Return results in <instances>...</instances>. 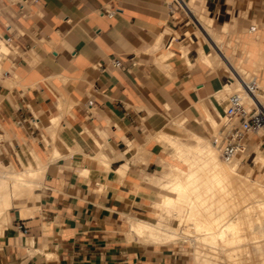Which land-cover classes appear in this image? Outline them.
<instances>
[{"label": "crops", "instance_id": "0c3cea01", "mask_svg": "<svg viewBox=\"0 0 264 264\" xmlns=\"http://www.w3.org/2000/svg\"><path fill=\"white\" fill-rule=\"evenodd\" d=\"M253 1L0 0V161L45 166L33 211L0 221V264H179L183 244L130 238L128 217L152 221L171 136L194 144L222 112L229 76L202 61L197 19L244 26ZM229 38L236 60L264 62V22Z\"/></svg>", "mask_w": 264, "mask_h": 264}, {"label": "bare ground", "instance_id": "6f19581e", "mask_svg": "<svg viewBox=\"0 0 264 264\" xmlns=\"http://www.w3.org/2000/svg\"><path fill=\"white\" fill-rule=\"evenodd\" d=\"M191 12L194 14L195 10ZM197 23L215 51V56L202 51V61L214 66L216 57L220 58L236 80V92L246 95L250 107L257 105L264 109V94L246 93L240 80V77L247 80L241 66L231 61L201 18ZM51 120L56 125L58 117ZM196 139L195 144L173 136L170 140L184 166L171 164V181L160 190L167 193L163 205H169L178 216L177 226L129 216V236L133 233L145 242L154 240L163 244L184 240L193 248L191 264H264V179L249 178L235 168V162H223L217 149L204 138ZM33 158L36 166L22 162L21 169L0 161V221L8 218L14 207L20 208L23 217L33 211L27 202L35 196L33 190L45 171L40 158L36 154ZM258 159L264 162V153ZM177 205H182L180 213L175 212Z\"/></svg>", "mask_w": 264, "mask_h": 264}, {"label": "rangeland", "instance_id": "374dc122", "mask_svg": "<svg viewBox=\"0 0 264 264\" xmlns=\"http://www.w3.org/2000/svg\"><path fill=\"white\" fill-rule=\"evenodd\" d=\"M197 1H199V0H197ZM174 3H175V5H178V6L180 5L177 0H174ZM258 4H259L258 0H254L252 5L245 7L243 14L246 17V19H247V17H250L248 19L250 23H248L244 26H242V25L241 26L231 25L229 28L226 26L221 27V26L213 23V21H208L206 19L204 20V24L206 27L208 26L207 28L217 38V41H220L219 43L221 45L224 43L225 46H223L222 49L230 56L231 61L235 65L241 66V68L243 69V75L245 76V78L247 80L250 79L255 74L258 75V78L260 80V85H259L260 90H257V91L259 93L264 94V91H263L264 90V62H263V57L261 56L259 58V61H257L256 63L254 62L253 66L248 67L245 65L244 61L241 62L239 59L236 60L234 57V52L237 49L238 44L236 46L231 47L232 43L230 42V38L227 41L224 39L225 34H231L232 32H236L238 30H247V29H249L250 26L255 27V26H258L259 23L264 22V16H260V14L258 12ZM255 7H256V9H255ZM254 11L256 12L255 18L249 16L251 14V12H254ZM196 16L200 17V15H198V14ZM185 19L190 21V17L187 14V12L185 13ZM230 47L232 48L231 54H230ZM216 59H217L216 61L219 63V65L223 68L225 75H228L229 78H228V84L226 86H224L221 91H219L215 94L216 98H219V99H221V102H224V106H223V108L221 107L222 112L216 113V115L214 117L216 120L215 123H213L211 120L208 119V121L210 123L211 132L204 139L207 142V144L212 145L213 147H215V149H217L219 157L222 159L218 148L212 142V135L216 134L219 127L226 121V118L225 117L223 118L224 109L228 105L229 97L231 96V94L237 93V92L235 90L236 80L234 79L233 75L230 73L229 69L223 65L224 62H222V60L220 58L216 57ZM225 67H226V69H225ZM239 94H241V96L243 95L242 96L243 100L245 102L249 103L248 98L246 97V95H244L243 92L239 93ZM248 136L252 139L251 146H247L246 149H244V151L239 152L231 162H226L223 159L222 160L225 163L235 162L236 163L235 168L239 172H241L243 174H247L249 176V178H251V179L262 181L264 179V170H263L264 169V162H260V160L258 158L260 157L261 154L264 153V130L261 129L259 131V133H249ZM168 144L171 146V151H172L171 152V163H165V165L168 167V170L162 171L163 174L159 175V185H157L156 183H153V181L155 179L154 180L152 179L149 181L150 187L152 188L151 195H150L151 203H152V198L155 199V201L153 202V205L155 207V213L151 214L150 219H152V222L161 221L162 223H164L166 225L176 227L178 224V216L174 213V211H171V207L169 205L168 206L163 205V198L166 197V195H165L166 192L164 193V191H162L160 189L162 186L163 187L167 186L165 183L169 184L170 183L169 181H171L170 174H169V172H170L169 164H175V165H178L180 167H182L184 165H183L182 158L175 154V148L171 145V141L170 142L168 141ZM254 158H255V160H254ZM21 168H23V165ZM154 178H156V175L154 176ZM163 183H164V185H163ZM181 211H182V205H177L175 207V212L180 213ZM185 228L186 227H184V229ZM130 238H132V236ZM179 243L183 244V247L172 248L174 255H176V257L179 260V264H191L190 263L191 262L190 251L193 250L192 246L184 240L179 241Z\"/></svg>", "mask_w": 264, "mask_h": 264}, {"label": "built area", "instance_id": "2783aa9c", "mask_svg": "<svg viewBox=\"0 0 264 264\" xmlns=\"http://www.w3.org/2000/svg\"><path fill=\"white\" fill-rule=\"evenodd\" d=\"M115 67H121L122 63L115 58L111 61ZM103 66V65H102ZM244 90L254 95L260 90L258 75L244 80L240 77ZM226 121L219 127L216 134L212 135V142L218 148L222 159L231 162L236 155L244 150V140L249 133H259L264 130V109L259 106L250 107L240 95L233 94L224 109Z\"/></svg>", "mask_w": 264, "mask_h": 264}]
</instances>
